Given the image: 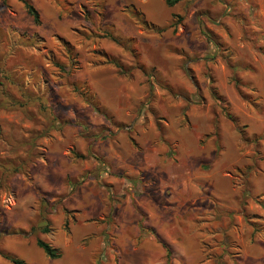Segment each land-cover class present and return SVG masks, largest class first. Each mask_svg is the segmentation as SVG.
I'll return each instance as SVG.
<instances>
[{"label":"rangeland","instance_id":"1","mask_svg":"<svg viewBox=\"0 0 264 264\" xmlns=\"http://www.w3.org/2000/svg\"><path fill=\"white\" fill-rule=\"evenodd\" d=\"M67 1L71 8L65 0H34L42 16L36 25L18 0H0V252L29 264H140L110 248L103 255L97 243L91 252L88 233L107 221L106 239L112 235L116 208L104 219L98 213L102 200L119 195L105 177L135 182L136 141L153 135L172 141L179 131L198 132L200 145L213 139L217 154L224 132L244 155L243 181L255 180L243 199L256 202L264 190V0H104L103 10L95 0ZM130 5L166 30H146L127 13ZM103 29L133 39L152 74L133 69L131 54ZM61 39L77 51L78 69ZM101 51L131 72L104 62ZM37 238L61 257H47ZM228 245L218 261L213 244L205 247L210 264L233 263ZM0 264L12 263L0 253Z\"/></svg>","mask_w":264,"mask_h":264},{"label":"crops","instance_id":"2","mask_svg":"<svg viewBox=\"0 0 264 264\" xmlns=\"http://www.w3.org/2000/svg\"><path fill=\"white\" fill-rule=\"evenodd\" d=\"M179 132L182 136H171L172 141L169 137L162 139L155 135L136 141L139 142L136 155L126 150L128 155L141 160L133 171L139 174V180L134 177L136 181L132 183L128 180L130 177L124 182L117 176L105 177L110 194L116 193L119 197L111 204L102 200L98 214L104 219L114 205L116 223L108 239L105 234L109 233L107 221L101 223L102 227H107L105 230L89 228L91 252L96 251L94 245L97 243L95 247H99L103 255L107 256L110 248L119 253L122 261L129 257L140 264H166V250L157 235L169 245L172 264H210L204 257L205 247L212 243L214 254L222 255L224 241H228V248L234 253L231 258L240 264H264V208L253 198L243 199V192L250 183L252 189L255 180L247 175L243 181V174L238 171L246 161L242 162L244 155L239 152L237 141L227 140L221 131L218 140L221 149L215 154L209 145L213 139L206 146L200 145L198 132L193 131L190 137L183 136L184 130ZM210 161L212 163L207 165ZM220 185L226 191L220 192ZM262 194L264 190L255 197ZM245 200L249 212L256 214L252 220L262 224V235L253 240L250 237L252 228L241 214ZM75 223L81 225L83 222L79 219ZM91 224L95 223L89 226Z\"/></svg>","mask_w":264,"mask_h":264},{"label":"trees","instance_id":"3","mask_svg":"<svg viewBox=\"0 0 264 264\" xmlns=\"http://www.w3.org/2000/svg\"><path fill=\"white\" fill-rule=\"evenodd\" d=\"M18 1L23 5V8H24L26 14L31 17L33 23L36 25L41 24V22H42L41 13L38 10V8L33 4V2L31 0H18ZM65 1H66L65 2L66 7L71 8V3L68 2L67 0H65ZM178 1H180V0H165V3L169 6H172V5L176 4ZM94 7H95V9L100 8V10H103L104 9V0H95ZM99 12H101V11H99ZM127 13L130 14L134 19H136L140 23V25L143 26L146 30H149V31H152L155 33H162L166 30V27H160V26L154 24L153 22H150L149 20H147L145 18V15L141 11L136 9L135 6H133V5H130L129 7H127ZM169 26L173 27L174 24L170 23ZM102 32H103L104 36L109 37L114 43H116L117 45H120L124 49H127V51L131 54V57L133 58V66H132L133 69H138L142 73H144L145 75L152 74L153 70L147 71L148 66L145 63H143V61L140 58V52L138 51L136 46L132 44L134 41L133 39H127L124 41V37H120L118 35H115L110 30H107V29H103ZM61 43L65 49L66 56L69 59L70 68L74 69V70L78 69L79 65H80L79 64L80 61L78 58V53L75 50L74 46L69 41H66L64 39H61ZM100 56H102V58H104V62H107L109 64H113L116 68H118L121 71L131 69V65L126 67L117 57L112 56L111 54H109L106 51H101ZM54 64L61 66L60 63H57V61L54 62ZM130 72H131V70H130ZM166 86H169V85L166 84ZM85 89H86V87H85ZM79 91L81 92L82 95L84 94V90H79ZM93 98H96V97L93 96ZM12 101L14 102V100H12ZM0 167H5L2 159H0ZM11 170L13 172H16L18 170V167L13 165V166H11ZM263 196H264V194L257 196L255 198L256 199L255 201L259 206L264 208ZM241 214H242L243 219L246 221V223L252 228V231L250 233L251 240L255 239L256 236L258 235V233L260 231H262V228L258 222L252 220V219L256 218V215L251 214L247 210V203L245 201L243 202V204L241 206ZM40 230L42 233H46L50 229L48 226H44ZM156 238L166 250L165 263L166 264H172L171 249H170L169 245H167L165 242H163L157 235H156ZM35 243L38 247H40L43 250L44 254L47 257H49L51 259H56V258L61 257V252L57 248L52 246L49 242L42 240L41 238H37L35 240ZM228 247H229V245H228ZM0 253L5 259H7L12 264H29L24 259L18 257L17 255H15L9 251L3 250ZM215 257H216L215 261H218L217 259H220L219 257H221V255L215 256ZM205 258L208 259V256H205ZM235 264H240L237 259L235 261Z\"/></svg>","mask_w":264,"mask_h":264}]
</instances>
